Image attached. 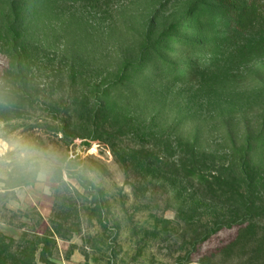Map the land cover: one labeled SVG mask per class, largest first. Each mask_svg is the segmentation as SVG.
I'll list each match as a JSON object with an SVG mask.
<instances>
[{
	"label": "rangeland",
	"instance_id": "rangeland-1",
	"mask_svg": "<svg viewBox=\"0 0 264 264\" xmlns=\"http://www.w3.org/2000/svg\"><path fill=\"white\" fill-rule=\"evenodd\" d=\"M229 11L226 0H0V76L27 47L44 85L93 91L128 120L112 143L86 127L78 133L95 139H64L44 131L47 114L0 110V234H45L73 197L82 225L57 240L58 264H201L206 247L234 238L226 229L193 247L199 196L172 165L193 143L224 165L246 149L264 182V37L232 31Z\"/></svg>",
	"mask_w": 264,
	"mask_h": 264
},
{
	"label": "trees",
	"instance_id": "trees-1",
	"mask_svg": "<svg viewBox=\"0 0 264 264\" xmlns=\"http://www.w3.org/2000/svg\"><path fill=\"white\" fill-rule=\"evenodd\" d=\"M226 1L229 3L232 31L253 29L264 37V0H248L246 6H241V0ZM22 51L12 53L8 65L1 72L0 82L3 85L0 84V110L18 116L26 111L39 113L40 117L47 114L49 120L46 121L52 125H48L44 131L55 135L62 133L64 139H95L90 134H79L81 127H86L89 132L105 133L112 143L125 137L128 120L123 112H114L107 103L96 104L93 91H82L73 85H44L27 62L29 49L23 47ZM73 79L76 83V78ZM5 118L10 119L8 116ZM137 145L144 150L147 142L141 138ZM191 146L190 157H182L172 162V165L175 169L173 175L191 182L199 196L189 211L191 215L186 229L191 235L193 247H205L211 237L226 229L237 231L234 238L217 247H206L205 256L199 263L223 264L216 262L217 259L226 263L264 264V182L258 166L251 163L246 149L239 151L242 155L240 160L224 165L208 159V152L197 143ZM234 150L233 153L236 152ZM165 162L157 158L154 163L161 168ZM204 200L211 201L216 207L211 208V212L206 211L201 206ZM223 207L231 211V220H223L224 216L221 215L223 209H226ZM68 209L50 219V227L45 234L36 231L31 236L27 232L23 235L15 232L1 233L0 264H38L40 245L43 248L39 260L43 264H58L57 240L72 238L82 225L73 197H70ZM179 212L181 214L183 210ZM29 236L32 239L28 240ZM17 238L22 242L20 245L16 244ZM192 262L195 261L189 256L180 259L177 264Z\"/></svg>",
	"mask_w": 264,
	"mask_h": 264
},
{
	"label": "clouds",
	"instance_id": "clouds-1",
	"mask_svg": "<svg viewBox=\"0 0 264 264\" xmlns=\"http://www.w3.org/2000/svg\"><path fill=\"white\" fill-rule=\"evenodd\" d=\"M6 148V142L0 139V154L3 153V150Z\"/></svg>",
	"mask_w": 264,
	"mask_h": 264
}]
</instances>
